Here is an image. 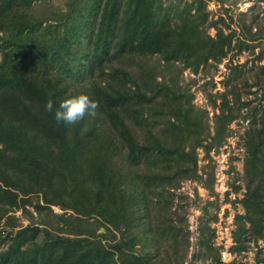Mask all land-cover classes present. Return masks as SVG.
<instances>
[{
  "label": "trees",
  "instance_id": "1",
  "mask_svg": "<svg viewBox=\"0 0 264 264\" xmlns=\"http://www.w3.org/2000/svg\"><path fill=\"white\" fill-rule=\"evenodd\" d=\"M256 2L215 20L207 0H0V264H184V250L166 243L181 231L171 190L203 180L198 149L210 157L240 118L250 226L240 222L236 239H264V105L241 101L245 72L232 66L224 92L209 95L212 129L193 104L196 81L184 83L186 70L206 73L264 42ZM81 94L99 103L96 116L57 124L60 102ZM204 183L213 190L211 175ZM18 208L33 222L22 225Z\"/></svg>",
  "mask_w": 264,
  "mask_h": 264
},
{
  "label": "rangeland",
  "instance_id": "2",
  "mask_svg": "<svg viewBox=\"0 0 264 264\" xmlns=\"http://www.w3.org/2000/svg\"><path fill=\"white\" fill-rule=\"evenodd\" d=\"M50 1L56 5L63 3V0ZM207 2L208 9L212 11L215 20L224 12V7L229 9V15L236 16L239 11L245 12L257 3L256 0H226L227 3L223 4L221 0H207ZM226 21L232 29L236 28L228 16ZM210 33L215 35L216 31L210 29ZM263 48L264 42L258 40L244 51L233 49L217 69L206 70V73L201 71L199 74L190 70L184 72L185 84H191L192 80L196 81L190 85V92L194 95L193 104L209 113L207 122L212 129L216 111L212 107L209 95L224 92L225 81L231 74L232 66L241 67L245 72L240 80L241 101H250L251 107H257V110L260 105H264L261 101L263 89L254 85L260 73L257 69L258 64H261L258 57L262 54ZM253 65L256 68L250 72ZM245 111L247 108H244L242 113ZM247 125L248 121L243 118L234 121L229 128L226 143L219 150H213L210 157L198 149L199 175L203 177V180L186 179L181 182L179 188L171 190L173 204L169 216L174 219L181 231L176 234L178 235L176 237H171L172 234H170L166 243L169 246L168 250L173 244L177 245L178 249L184 250L182 256L184 264L209 263L210 256L215 253L220 254L222 260L227 263L239 260L247 264H264V239L256 241L254 236L246 233L242 236V240L246 241L245 248H240L239 241L236 239L240 234L238 230L240 222H246L247 229L250 226L244 218L245 195L249 184L245 174L246 149L243 147ZM209 175L213 177L211 191L205 187L204 183ZM33 199L36 200V198ZM168 199L170 200V196ZM28 209L37 216L33 206H28ZM53 209L56 213H63L59 206H53ZM13 214L24 226L33 222L23 208L16 209ZM185 218L187 224L183 223ZM4 223L9 225V222ZM246 237L247 239H243ZM209 243L215 249L214 252L207 248Z\"/></svg>",
  "mask_w": 264,
  "mask_h": 264
},
{
  "label": "clouds",
  "instance_id": "3",
  "mask_svg": "<svg viewBox=\"0 0 264 264\" xmlns=\"http://www.w3.org/2000/svg\"><path fill=\"white\" fill-rule=\"evenodd\" d=\"M99 103L91 100L86 94L67 98L60 102L55 110L54 119L57 124L74 125L85 118V116L94 118L97 113ZM48 112H53L54 104L48 100L45 104Z\"/></svg>",
  "mask_w": 264,
  "mask_h": 264
}]
</instances>
